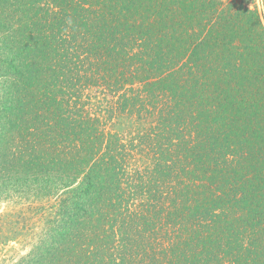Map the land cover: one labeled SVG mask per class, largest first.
Segmentation results:
<instances>
[{
    "label": "trees",
    "instance_id": "1",
    "mask_svg": "<svg viewBox=\"0 0 264 264\" xmlns=\"http://www.w3.org/2000/svg\"><path fill=\"white\" fill-rule=\"evenodd\" d=\"M0 201L12 264H264V0H0Z\"/></svg>",
    "mask_w": 264,
    "mask_h": 264
},
{
    "label": "rangeland",
    "instance_id": "2",
    "mask_svg": "<svg viewBox=\"0 0 264 264\" xmlns=\"http://www.w3.org/2000/svg\"><path fill=\"white\" fill-rule=\"evenodd\" d=\"M28 208L25 202L16 206L12 202L0 201V264H12L30 250L38 223L35 224L36 218ZM12 228L22 231L23 234L16 241L3 243Z\"/></svg>",
    "mask_w": 264,
    "mask_h": 264
}]
</instances>
